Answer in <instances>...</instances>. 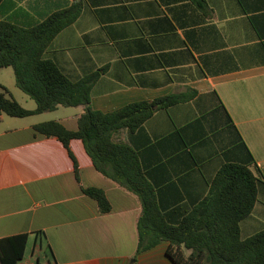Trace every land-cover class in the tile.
I'll list each match as a JSON object with an SVG mask.
<instances>
[{
  "label": "crops",
  "instance_id": "1",
  "mask_svg": "<svg viewBox=\"0 0 264 264\" xmlns=\"http://www.w3.org/2000/svg\"><path fill=\"white\" fill-rule=\"evenodd\" d=\"M77 7L45 58L72 80L99 74L94 110L183 96L156 109L141 132L116 135L149 148L147 172L163 201L203 200L219 168L237 156L239 134L262 181L242 236L264 228V0H0V20L29 28ZM10 84L0 81L23 107L36 108L16 80ZM85 110L0 117V239L29 235L20 264H129L137 254L139 197L98 172L82 140L67 148L34 129L53 120L75 131ZM83 187L102 188L111 211L101 213ZM169 245L139 254V263L175 264Z\"/></svg>",
  "mask_w": 264,
  "mask_h": 264
},
{
  "label": "trees",
  "instance_id": "2",
  "mask_svg": "<svg viewBox=\"0 0 264 264\" xmlns=\"http://www.w3.org/2000/svg\"><path fill=\"white\" fill-rule=\"evenodd\" d=\"M80 12L79 7L63 10L29 28L0 20V70L12 68L17 87L36 103L35 109H27L0 85V117L3 113L28 117L59 106L86 107L75 131L53 120L34 129L58 138L67 148L72 139L82 140L96 170L139 197L138 250L129 264H140L139 254L164 242L170 244L167 254L175 264H264V228L247 238L242 236L241 224L252 215L262 184L252 170L255 158L242 137L238 134L237 156L219 168L203 200L164 202L165 191L152 184L147 172L144 156L149 148L140 150L116 135L124 129L130 134L141 132L156 109L169 108L183 96L141 101L108 113L94 110L92 87L99 74L72 80L56 62L45 58L56 36L74 23ZM82 190L98 203L101 213L111 211L102 188ZM28 240V234L0 239V264H20Z\"/></svg>",
  "mask_w": 264,
  "mask_h": 264
},
{
  "label": "rangeland",
  "instance_id": "3",
  "mask_svg": "<svg viewBox=\"0 0 264 264\" xmlns=\"http://www.w3.org/2000/svg\"><path fill=\"white\" fill-rule=\"evenodd\" d=\"M3 73H0V81L1 82H3V83H5L6 85H11L10 84V81H11V83H15V79H14V77H13V74H14V71H13V69H8V71H2ZM5 72H7V74L9 73V74H11L10 76H8V75H6V73ZM5 73V74H4ZM23 94V93H22ZM26 96V98H28V100H31V102L33 103V105L35 104L34 103V101L32 100V99H30V97H28L27 95H25ZM26 105V104H25ZM26 107H28V106H26ZM54 114V113H53ZM57 116V114L55 113L54 115H52L53 117L54 116ZM264 227V226H263Z\"/></svg>",
  "mask_w": 264,
  "mask_h": 264
},
{
  "label": "built area",
  "instance_id": "4",
  "mask_svg": "<svg viewBox=\"0 0 264 264\" xmlns=\"http://www.w3.org/2000/svg\"><path fill=\"white\" fill-rule=\"evenodd\" d=\"M25 264H41L37 261H27Z\"/></svg>",
  "mask_w": 264,
  "mask_h": 264
}]
</instances>
